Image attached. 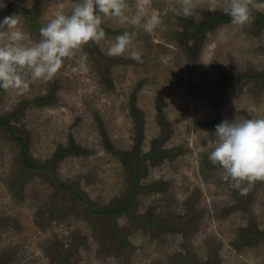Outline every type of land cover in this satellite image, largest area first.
Listing matches in <instances>:
<instances>
[{"label":"rangeland","instance_id":"1","mask_svg":"<svg viewBox=\"0 0 264 264\" xmlns=\"http://www.w3.org/2000/svg\"><path fill=\"white\" fill-rule=\"evenodd\" d=\"M193 2L185 17L179 0H128L130 14L139 5L162 20L151 34L137 29L142 62L105 54L124 30L105 18L106 39L65 58L53 78L0 89V116L25 139L0 124V264H264V238L242 235L251 220L264 231V180L241 182L244 197L208 159L216 124L252 108L264 116V0H250L243 26L229 17L201 27L226 15L228 0ZM74 3L6 0L0 12L14 8L0 19L22 13L37 40ZM24 151L38 167H24ZM126 152L141 159L135 189ZM132 190L126 213H103Z\"/></svg>","mask_w":264,"mask_h":264},{"label":"clouds","instance_id":"2","mask_svg":"<svg viewBox=\"0 0 264 264\" xmlns=\"http://www.w3.org/2000/svg\"><path fill=\"white\" fill-rule=\"evenodd\" d=\"M6 0H0V9ZM193 0H179L177 15H193ZM233 25L246 24L251 18L250 0H228L223 8ZM105 18H115L124 30L111 39L105 54L123 56L142 62L143 52L136 44L137 29L151 34L161 25L157 13L145 16L138 5L129 13L128 0H75L70 11L58 10L39 29V39L31 40L23 29L22 13H12L0 19V89L18 93L29 90L38 80L55 76L65 58L72 56L90 42L106 39ZM215 147L208 159L223 168L222 179L236 181L264 180V116L255 108L242 119H223L215 125ZM247 189L240 187L243 193Z\"/></svg>","mask_w":264,"mask_h":264},{"label":"trees","instance_id":"3","mask_svg":"<svg viewBox=\"0 0 264 264\" xmlns=\"http://www.w3.org/2000/svg\"><path fill=\"white\" fill-rule=\"evenodd\" d=\"M13 8H14V6H12V5L8 6L3 12H0V15H3L5 12H7L8 10H12ZM24 13H28L29 14V12H24ZM257 16H258V19L264 18L263 14H261V13H258ZM228 19H229L228 15H218V16H215L214 18H208L206 20V22H203L201 27H204L206 25H209V24L215 23V22H223V21H226ZM192 27H194V24L193 25L192 24L189 25V28H188L189 32H194L196 30V27L195 28H192ZM40 28L41 27H39V29ZM256 77H259V75L258 76H255V75H245L244 76L245 79H255ZM221 83L226 84L227 80L223 79ZM133 114L136 117V119L139 120L140 117H139L138 112L133 110ZM138 123H139V121H138ZM0 124H4V126L7 127L10 135L13 138H15L16 140H19L21 142V144L24 145L25 139L23 137H19L15 133L13 127L8 123V120H7L6 117H1L0 116ZM138 125L141 126V123H139ZM141 135H142V132L140 131L139 132V140H138V144H137V149L139 148V141L141 140V137H140ZM75 147L70 146L69 149L60 150L58 155H56L55 159L61 157L67 151H74ZM131 156H132L131 152H126L124 154V160H126V164H127L128 168H129V170L132 172V176H133V179L135 181V187L133 189H135L136 187H138L137 185H138V182H139L138 179H139V173H140L139 162L141 161V159L138 158L137 155H135V158L137 157L138 159L135 160V162H133V160H130ZM154 156L155 155L153 153L152 157H154ZM23 163H24V167L27 170H31L32 168L38 167L37 164L32 159V157L29 155V153H27V151H24V153H23ZM60 184H61V182H60ZM242 196H244V197L249 196V193L245 192V194L242 195ZM134 197H135V194H134V191L132 190L121 201L116 202L115 204L110 205L109 207L105 208L103 210V213L106 214L109 217H112V218L116 219L117 216L121 215L122 213H126L128 211V209H130V207L133 206ZM250 224H251L250 226H248L247 228L244 229L242 235H244L245 237H251L253 239L254 238H259V237L260 238H262V237L264 238V231L257 228V226L255 224V221L251 220Z\"/></svg>","mask_w":264,"mask_h":264}]
</instances>
